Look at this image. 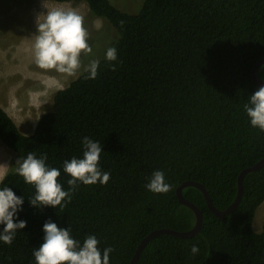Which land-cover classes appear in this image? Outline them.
<instances>
[{"label": "trees", "instance_id": "obj_1", "mask_svg": "<svg viewBox=\"0 0 264 264\" xmlns=\"http://www.w3.org/2000/svg\"><path fill=\"white\" fill-rule=\"evenodd\" d=\"M54 1L84 2L88 19L111 27L91 57L99 60L98 75L85 79L80 72L57 90L30 134L0 106V140L20 156L47 153L46 164L60 170L67 191L71 176L63 161L83 158L81 140L88 136L102 145L99 167L111 175L106 185L80 183L63 208L35 207L29 203L34 185L9 169L0 188L24 197L14 222L27 223L11 245L0 241V264H36L33 250L49 219L69 227L81 244L94 234L101 253L112 247L109 264H129L149 232L194 225V212L176 196L180 183L200 182L222 210L235 198L239 172L264 156V132L251 126L243 107L260 87L251 68L264 56V0H141L135 12L113 0ZM110 46L116 61L105 59ZM81 61L90 56L81 54ZM258 76L264 81V64ZM156 170L172 185L166 194L145 187ZM182 193L203 213L199 232L153 237L136 264H264V222L260 232L252 227L264 201V165L246 174L239 204L223 218L198 188Z\"/></svg>", "mask_w": 264, "mask_h": 264}, {"label": "clouds", "instance_id": "obj_2", "mask_svg": "<svg viewBox=\"0 0 264 264\" xmlns=\"http://www.w3.org/2000/svg\"><path fill=\"white\" fill-rule=\"evenodd\" d=\"M89 33L84 26V17L74 9L56 7L46 9L44 19L37 24V32L33 44L35 64L43 70H55L67 76L87 73L85 79H95L98 75V59H91L82 64L81 54L90 56L93 53L88 43ZM107 61L117 60V49L107 47L105 53ZM115 70V65H110ZM244 111L250 119L251 126L264 132V84L249 97L244 104ZM83 158L73 156L63 161V171L71 176L67 180L69 189L63 190L58 182L61 175L59 169L46 164L47 153L39 157L34 152L21 156L15 161V172L23 177L24 182L35 187V194L29 197V203L35 207L57 206L65 207L71 201L72 193L78 190L79 184L92 185L99 182L106 185L110 179V172L99 167L102 145L88 136L81 140ZM3 176L0 175V183ZM146 189L157 194H166L172 190V185L165 181L163 171L156 170L145 185ZM64 202V203H62ZM23 196H17L8 186L0 188V241L11 245L18 230L26 227L25 220L17 219L22 210ZM43 243L33 250L36 264H109L112 247L101 250L99 240L94 234H89L83 243L73 239L69 227H58L51 219L43 224ZM199 246L193 244L190 252L192 256L199 254Z\"/></svg>", "mask_w": 264, "mask_h": 264}, {"label": "rangeland", "instance_id": "obj_3", "mask_svg": "<svg viewBox=\"0 0 264 264\" xmlns=\"http://www.w3.org/2000/svg\"><path fill=\"white\" fill-rule=\"evenodd\" d=\"M119 8L135 12L141 0H113ZM71 8L84 17L91 57L103 49L111 27L99 18H87L84 2L54 0H0V106L5 108L22 133L30 134L37 120L50 110L55 92L64 88L76 76L39 68L33 57L37 24L46 9ZM83 55V54H82ZM84 56V55H83ZM89 57V56H84ZM21 156L0 140V175L15 171V161ZM264 222V201L255 212L252 227L260 232Z\"/></svg>", "mask_w": 264, "mask_h": 264}, {"label": "water", "instance_id": "obj_4", "mask_svg": "<svg viewBox=\"0 0 264 264\" xmlns=\"http://www.w3.org/2000/svg\"><path fill=\"white\" fill-rule=\"evenodd\" d=\"M262 64H264V56L261 57L260 59H258L253 64V66L251 68V77H252L253 81L255 82V84H257L258 86H261L262 84H264V81L262 79H260L258 76V69ZM263 165H264V156L261 159H259L256 163H254L253 165L248 166L246 168H243L239 172L238 177H237V192H236L235 198L226 208H224L222 210L218 209L214 206L208 191L203 186V184H201L200 182L194 181V180H186V181H183L182 183H180L176 187V191H175L176 196L182 204L189 207L194 212V215H195L194 225L192 226V228H190L188 230H175L172 228H158V229H155V230L149 232L138 243V245L135 248V251H134V253L130 259L129 264H136L138 257L140 255L142 249L146 245V243L157 235L170 234V235H174V236H178V237H182V238H187V237H191V236H193L199 232L201 225H202V221H203V213L193 202H191L190 200H188L184 197V195L182 193L183 188H185L187 186H194V187L198 188L202 192L208 208L216 216L223 218L227 213L233 211L237 207V205L239 204V202L242 198V195H243V181H244L246 174L259 169Z\"/></svg>", "mask_w": 264, "mask_h": 264}, {"label": "crops", "instance_id": "obj_5", "mask_svg": "<svg viewBox=\"0 0 264 264\" xmlns=\"http://www.w3.org/2000/svg\"><path fill=\"white\" fill-rule=\"evenodd\" d=\"M3 108V107H2ZM6 112H7V110L5 109V108H3ZM8 113V112H7ZM9 114V113H8ZM9 116H10V114H9Z\"/></svg>", "mask_w": 264, "mask_h": 264}]
</instances>
